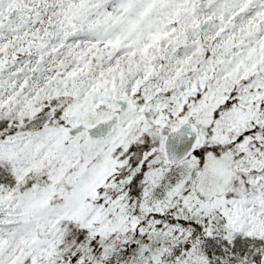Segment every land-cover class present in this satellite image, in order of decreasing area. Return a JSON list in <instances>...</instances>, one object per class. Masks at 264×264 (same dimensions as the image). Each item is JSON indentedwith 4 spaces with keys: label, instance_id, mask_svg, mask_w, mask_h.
I'll list each match as a JSON object with an SVG mask.
<instances>
[{
    "label": "snow or ice",
    "instance_id": "6c2138e0",
    "mask_svg": "<svg viewBox=\"0 0 264 264\" xmlns=\"http://www.w3.org/2000/svg\"><path fill=\"white\" fill-rule=\"evenodd\" d=\"M0 264H264V0H0Z\"/></svg>",
    "mask_w": 264,
    "mask_h": 264
}]
</instances>
